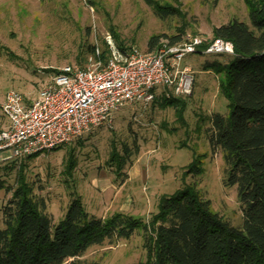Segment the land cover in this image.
Instances as JSON below:
<instances>
[{
    "label": "rangeland",
    "instance_id": "1",
    "mask_svg": "<svg viewBox=\"0 0 264 264\" xmlns=\"http://www.w3.org/2000/svg\"><path fill=\"white\" fill-rule=\"evenodd\" d=\"M158 1L174 5L180 14L162 17L146 0H0V128L8 126L1 107L8 91L15 89L28 100L38 98L55 73L50 68L80 65L78 56L88 43L101 44L103 38L115 43L111 27L128 45L147 51L154 34L173 35L183 28L185 37L211 39L216 26L232 19L250 22L245 0ZM223 58L192 53L183 59L182 65L191 67L196 77L184 116H178L172 107L136 101L116 113L112 126L95 128L38 158L19 160L14 171H5L8 163L4 164L1 178L12 186L20 164H26L29 179L45 187L38 192L46 198L55 221L65 214L71 191L81 194L87 209L98 216L121 210L148 222L159 211L162 196L196 184L215 211L234 226L243 227L237 188L225 185L223 154L220 150L212 153L207 136L208 116L226 114L228 101L219 94L218 75L204 67L207 61H226ZM135 138L140 153L121 177L116 167L108 164L112 141L121 148L124 143L134 144ZM70 148L78 155L72 175L66 172ZM4 156L10 157L11 151ZM194 160L202 162L199 165L205 172L185 175ZM7 198L6 190H0V204ZM82 258L100 264L146 261L144 233H136L131 240L94 246Z\"/></svg>",
    "mask_w": 264,
    "mask_h": 264
},
{
    "label": "trees",
    "instance_id": "2",
    "mask_svg": "<svg viewBox=\"0 0 264 264\" xmlns=\"http://www.w3.org/2000/svg\"><path fill=\"white\" fill-rule=\"evenodd\" d=\"M146 1L162 17L180 14L170 3ZM245 3L250 22L235 18L216 26L213 37L204 45L215 38L234 45L235 54H215L226 61L205 63V70L218 75L219 94L228 101L226 114L214 112L208 116L207 136L212 153L220 150L223 154L225 185L237 188L243 227L234 226L215 211L212 201L196 184L162 196L159 211L148 222L121 210L98 216L87 209L81 194L71 191L65 214L55 221L48 212L46 198L38 192L45 187L29 179L26 164H20L12 186L1 178L4 164L8 163L4 168L7 172L18 167L19 159H13L0 167V190L8 193L0 204V264H100L82 257L94 246L131 240L138 232L144 233L147 259L136 264H264V0ZM111 33L121 51L133 47L114 27ZM184 35L183 28L173 35L154 34L148 40L147 51L157 50L164 40L179 43ZM86 45L78 56L83 68L98 48L104 63L112 57L106 38L101 44ZM155 91L153 104L172 107L178 116H184L189 96L168 97L162 88ZM139 153L136 138L134 144L124 143L121 148L113 140L108 164L123 177L125 168L133 164ZM41 154L25 158H38ZM199 162L190 163L185 175H202L205 168ZM77 165L76 150L70 148L66 172L72 175Z\"/></svg>",
    "mask_w": 264,
    "mask_h": 264
},
{
    "label": "built area",
    "instance_id": "3",
    "mask_svg": "<svg viewBox=\"0 0 264 264\" xmlns=\"http://www.w3.org/2000/svg\"><path fill=\"white\" fill-rule=\"evenodd\" d=\"M208 41L189 35L175 44L164 40L148 52L134 46L121 51L108 39L112 57L107 63L98 48L86 68L69 64L54 73L34 100L11 89L1 106L8 126L0 131V167L71 143L100 126H112L122 107L153 102L156 89L162 88L168 97L192 95L195 72L182 65L188 54H235L229 40L215 38L204 46ZM6 151H11L10 157L4 156Z\"/></svg>",
    "mask_w": 264,
    "mask_h": 264
},
{
    "label": "crops",
    "instance_id": "4",
    "mask_svg": "<svg viewBox=\"0 0 264 264\" xmlns=\"http://www.w3.org/2000/svg\"><path fill=\"white\" fill-rule=\"evenodd\" d=\"M207 72H212L211 70H206Z\"/></svg>",
    "mask_w": 264,
    "mask_h": 264
}]
</instances>
